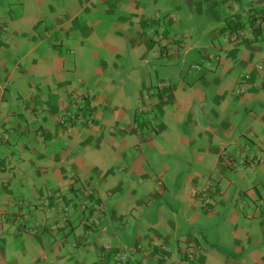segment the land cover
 Here are the masks:
<instances>
[{
    "label": "crops",
    "instance_id": "crops-1",
    "mask_svg": "<svg viewBox=\"0 0 264 264\" xmlns=\"http://www.w3.org/2000/svg\"><path fill=\"white\" fill-rule=\"evenodd\" d=\"M172 1L0 0V264H264V0Z\"/></svg>",
    "mask_w": 264,
    "mask_h": 264
},
{
    "label": "built area",
    "instance_id": "built-area-1",
    "mask_svg": "<svg viewBox=\"0 0 264 264\" xmlns=\"http://www.w3.org/2000/svg\"><path fill=\"white\" fill-rule=\"evenodd\" d=\"M167 17L170 18L171 20H173V18L171 16H167ZM259 18L263 19L264 16L263 17L260 16ZM3 29H5V27H3ZM233 31L234 32L230 33L229 37H230L231 42L235 43L237 40H239L240 33H238L235 29ZM164 55H166V54H164ZM193 67L198 68V66H194V65H193ZM247 78L248 77L245 75L244 77H242L240 79L239 85L235 89V92L237 94H240L243 92V90H244L243 85L247 82ZM162 85H165V83L164 82L159 83V86H162ZM140 112H141V109H139L137 111V113H140ZM244 147L245 146L243 144H241L239 147L240 148V150L238 151L239 155H240L239 163H245V161L247 160V159L245 160L246 154L243 151ZM257 161L262 162L263 158H257ZM235 162H237V161H235V159L231 162L233 167H234V165H236ZM207 191H208V186L202 187V189L200 191V195L203 193H207ZM57 200H60V197L58 195H57ZM43 202H45V200L41 201V203H43ZM58 202H60V201H57V205H55V206H48L47 207V210H53V208H55L54 209L55 212H58V213L61 212L63 214V217H62L63 221H57L52 226V228L62 227L65 224V222L67 221L66 216L68 213V211H67L68 206L58 205ZM262 202L264 203V198H262ZM149 244H150L151 248L159 249L162 252H165L168 249L167 244L163 240H160V239H152ZM142 248H143V245L138 243L135 245L134 251L135 250L141 251ZM104 249H107L109 251L108 254H106V256L103 259L104 264H127L133 259V255L128 254L126 248H120V247L111 248L109 245H105ZM141 252L144 255L143 259H145L146 253L144 251H141ZM184 253H185V256H183V258L185 257L184 258L185 260H192L193 258L196 257V255L199 253V251L197 248H195L194 244L188 243V245L184 249Z\"/></svg>",
    "mask_w": 264,
    "mask_h": 264
},
{
    "label": "rangeland",
    "instance_id": "rangeland-1",
    "mask_svg": "<svg viewBox=\"0 0 264 264\" xmlns=\"http://www.w3.org/2000/svg\"><path fill=\"white\" fill-rule=\"evenodd\" d=\"M174 2L172 1V0H164V2H163V4L160 6V7H165V8H167L168 6H171L172 4H173ZM160 12H167V11H165V9H160ZM162 15H164V14H162ZM164 16H171L172 18H173V20L175 19V17L174 16H172V15H170V14H165ZM139 109H141V111L142 112H146L147 110H149V108H147V107H137L136 108V111L137 110H139ZM155 132V131H154ZM153 132V133H154ZM6 138H7V136H6ZM42 207H43V205H41ZM81 206V205H80ZM71 207L70 206H68L67 207V211L68 212H70L71 211ZM86 217V216H85ZM67 219V218H66ZM97 219V218H96ZM68 220V219H67ZM60 221H63V218L62 219H60ZM94 221H96V220H94ZM94 221L93 222H87V224H86V226H85V233L84 234H87V232H88V230H89V228L91 227V228H95L97 225H98V222L96 221L95 223H94ZM65 222V221H64ZM67 222L68 221H66L65 222V226L67 225ZM54 224V223H53ZM53 224L51 225V226H53ZM53 229H55V228H53ZM57 229V228H56ZM146 243H147V241L146 240H144V241H142V242H140V244H142V245H146ZM110 246V245H109ZM111 248H114V246H110ZM134 247H135V245H134ZM102 249H103V253L104 254H108V250L107 249H104V247H102ZM140 250H137V252H139ZM141 252V251H140ZM127 253L128 254H130V255H133V256H135V253H136V250L134 251V248H127Z\"/></svg>",
    "mask_w": 264,
    "mask_h": 264
},
{
    "label": "clouds",
    "instance_id": "clouds-1",
    "mask_svg": "<svg viewBox=\"0 0 264 264\" xmlns=\"http://www.w3.org/2000/svg\"><path fill=\"white\" fill-rule=\"evenodd\" d=\"M166 17H167V16H166ZM229 36H230V34H229ZM236 42H237V41H236ZM232 43H233V42H232ZM193 65H194V66H198V68H197V67L194 68ZM193 65H192V67H193L194 69H199V65H198V64H193ZM165 85H166V84H165ZM158 86H159V84H158ZM160 87H161V86H160ZM137 111H138V110H137ZM137 111H136V114L139 115V113H137ZM147 111H148V110H147ZM140 113H145V112H142V111H141ZM84 206H85L84 204L81 205L82 208H83ZM98 208H99V206H97L96 211L98 210ZM99 213H100V212H99ZM100 214H101V213H100Z\"/></svg>",
    "mask_w": 264,
    "mask_h": 264
},
{
    "label": "trees",
    "instance_id": "trees-1",
    "mask_svg": "<svg viewBox=\"0 0 264 264\" xmlns=\"http://www.w3.org/2000/svg\"><path fill=\"white\" fill-rule=\"evenodd\" d=\"M99 212H100V210L98 209V210H97V216H98V217H99ZM182 255L185 256V253H183ZM183 256H182V257H183ZM184 258H185V257H184ZM143 263H145V262H143Z\"/></svg>",
    "mask_w": 264,
    "mask_h": 264
}]
</instances>
